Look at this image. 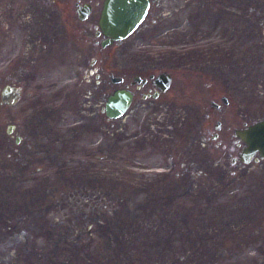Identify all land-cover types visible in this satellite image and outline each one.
Listing matches in <instances>:
<instances>
[{
  "label": "rangeland",
  "instance_id": "374dc122",
  "mask_svg": "<svg viewBox=\"0 0 264 264\" xmlns=\"http://www.w3.org/2000/svg\"><path fill=\"white\" fill-rule=\"evenodd\" d=\"M74 1L0 0V264H264L243 235L264 205V159L243 164L234 135L264 116V0H154L135 33L103 47V96L89 102L86 122L60 129L39 120L51 106L36 86L54 67L49 53L84 46L93 56L90 40L100 41L81 30L99 27L102 0H81L94 4L84 21ZM199 28L230 35L229 66L198 62ZM26 67L36 71L24 85L33 92L24 96L27 128L18 100L1 96ZM150 71L171 73V89L153 101L142 96L147 85L123 118L109 119L108 95ZM36 118L46 126L39 136L30 132Z\"/></svg>",
  "mask_w": 264,
  "mask_h": 264
},
{
  "label": "flooded vegetation",
  "instance_id": "af4514ba",
  "mask_svg": "<svg viewBox=\"0 0 264 264\" xmlns=\"http://www.w3.org/2000/svg\"><path fill=\"white\" fill-rule=\"evenodd\" d=\"M50 1L59 3L61 5L62 4L69 5L71 3V0H50ZM104 1L105 0H102L100 15L103 9ZM74 3H75L76 14L80 20L82 21L87 20L92 15L94 11V4L92 2L89 1L82 2L81 0H75ZM227 3L229 4V2ZM153 4H154V0H150V5L144 21L152 13ZM85 5L91 6L90 14L86 19H81L80 16L81 14H84V11L81 10V12H79L78 9L79 7H83ZM178 11L179 14H181L183 9H179ZM228 14L229 12H227V15ZM162 15L165 16V14ZM98 25H99V19H98ZM215 27H220V25L218 24L216 26H213V28ZM225 27L227 28V30L230 29V21L227 20ZM91 31L94 32L95 37L100 38V41L98 39L90 40V42L92 43L91 46L95 48V49L92 48V51L94 52L93 56L92 55L88 56V50L84 46L78 49V51H75L73 56L64 53L65 50L61 45H58L59 47H61V49L58 52H55L53 50V52L49 53L50 54L49 58L54 59L53 62L55 63L53 64L54 67L51 68L49 71V79L47 81H40L41 83L37 84L36 86L39 89L40 91L39 95H41L42 98H45L47 95L50 97L51 106L48 110L46 109L44 111L43 115H41V118L40 119L38 118L39 120H42L44 122L48 121L47 123L53 125L58 124L56 127H60V129L62 128L66 129V127L70 126L71 124L85 123L87 120V116H86L87 107L91 105V104L88 105L89 102L92 103V101L94 100L97 101L99 97L102 98L103 88H102L101 74L98 73L99 72L98 69L102 70L103 68L104 59L102 52L104 46L102 45V41L104 40L105 36L103 34H98V31H100V26L98 28H95L94 30H87V29L81 30V32L84 34ZM194 33L195 34L192 35L193 42L192 41L191 42L194 44L195 51H197V60L199 63L209 65L212 67H218V68H226L227 66L230 65V61H231L230 51H229L230 35L228 33L226 35H222L219 30L205 32L200 28L196 30ZM125 40L126 39L122 41L114 42L111 45L119 44ZM99 42H100V47L98 48L96 44H99ZM54 46L56 45H52L51 47L55 49ZM89 57L90 59L88 60ZM71 64H73L75 66V69L77 70L74 77H72V75H70L71 73H69L68 71V68ZM39 66L40 64L38 66L36 64V68H37L36 71H38ZM82 66L83 68L81 69ZM88 66L93 69L95 68V71L91 72L92 75H95V83L91 87H88V82H87L89 81L87 80ZM21 69H19V71ZM25 69L27 70V75L22 76L18 81V85H17V88H19V97H18V104L20 105L19 115L22 116L24 112L26 113L25 115L26 125L24 124H22L21 126L19 125V134L17 139L20 144H25L26 142V136L24 134L25 129L24 128L23 130L21 129L23 125L25 128H27L28 126L27 123L29 121L27 119L29 117V112L25 107L24 96H26L27 98L33 96V92L31 91L27 92L25 90L24 85L26 84L27 81L30 80V77L34 76L33 74L36 72L35 70L33 69L30 70L27 67ZM22 72H24V70H21V73ZM42 77L44 76L42 75ZM114 78H120V81L115 82L113 81ZM168 79L169 81H167ZM111 80L114 84H122L125 80V77L112 75ZM46 83H48V85H46ZM172 83H173V76L171 73L169 72L155 73L154 71H150L146 76H141L137 74L134 75L133 79L129 83H125L123 87H118L116 89L125 88L130 90L133 93V101H132L133 103L137 91H140L143 87L150 85L147 91L142 92V96L145 99H151L153 101H156V100H160L161 97L168 90L171 89ZM46 90L48 91L47 93ZM115 90H113L112 93ZM221 100L225 105H228L230 103V100L227 96H222ZM211 104L214 106V108L218 110H222L221 104L217 103L215 100H212ZM102 111H103V107H102ZM40 114H42V111L40 112ZM73 114L79 116L78 117L79 119L71 121V117L73 116ZM240 117L244 118L242 114H240ZM263 118L264 116L259 117L257 119L252 120L250 123L246 121L245 126L241 128L248 127L249 125ZM39 120H37L36 118V120L31 121L32 128L30 129V132L32 134H37V136H39L38 132L40 131V129H43L44 131V129L46 128V126H44L42 122ZM39 122L40 124H38ZM224 126H225V120H218L216 122V129H218V133H216L214 137L218 138L220 136L219 133L223 131ZM236 129L237 128H235V130ZM235 130H234V135H235ZM240 142H242V144L244 145L243 141L240 140ZM234 160H235L234 162H236V158H234ZM248 224H249L248 228H246L245 232H243L244 238L248 243L256 244L257 245L256 252L258 253L262 252L259 255L264 256V205L258 208L256 207L254 213H252L249 217Z\"/></svg>",
  "mask_w": 264,
  "mask_h": 264
},
{
  "label": "water",
  "instance_id": "95a60500",
  "mask_svg": "<svg viewBox=\"0 0 264 264\" xmlns=\"http://www.w3.org/2000/svg\"><path fill=\"white\" fill-rule=\"evenodd\" d=\"M149 5L150 0H105L99 18L100 31H98V34L105 36L102 45L106 47L130 37L143 23ZM90 9V5L79 7V12L84 11V14L80 16L81 19L89 16ZM113 81L119 82L120 78H114ZM2 95L4 103L15 104L19 97V88L6 85L2 90ZM10 97H12L11 100H9ZM132 101L133 93L130 90L116 89L105 102L106 116L112 120L122 118L129 110ZM235 137L247 145L240 154L243 162L250 163L256 153L258 158L264 159V118L248 127L237 128Z\"/></svg>",
  "mask_w": 264,
  "mask_h": 264
},
{
  "label": "bare ground",
  "instance_id": "6f19581e",
  "mask_svg": "<svg viewBox=\"0 0 264 264\" xmlns=\"http://www.w3.org/2000/svg\"><path fill=\"white\" fill-rule=\"evenodd\" d=\"M3 89H4V88H3ZM1 96L3 97L2 92H1ZM103 111H104V109H103ZM104 112H105V111H104ZM125 115H126V114H125ZM125 115H124V116H125ZM124 116H123V117H124ZM123 117H122V118H123ZM245 146H247V145H246L245 142H244V147H245ZM244 147H243V148H244ZM258 157H259V156H258V154L256 153L255 156H254L252 159L255 160V158H258ZM253 160H252V161H253ZM240 161H241L243 164H250V163L252 162V161H251L250 163H245V162H243L241 159H240Z\"/></svg>",
  "mask_w": 264,
  "mask_h": 264
}]
</instances>
